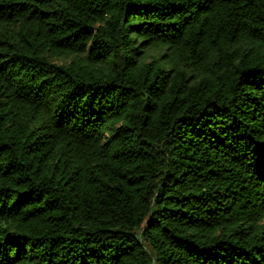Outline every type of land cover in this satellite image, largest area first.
Instances as JSON below:
<instances>
[{
	"label": "trees",
	"instance_id": "trees-1",
	"mask_svg": "<svg viewBox=\"0 0 264 264\" xmlns=\"http://www.w3.org/2000/svg\"><path fill=\"white\" fill-rule=\"evenodd\" d=\"M0 264H264V0H0Z\"/></svg>",
	"mask_w": 264,
	"mask_h": 264
}]
</instances>
